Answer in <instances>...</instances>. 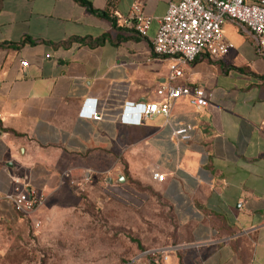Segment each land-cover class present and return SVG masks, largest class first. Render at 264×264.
Here are the masks:
<instances>
[{
	"label": "crops",
	"instance_id": "obj_1",
	"mask_svg": "<svg viewBox=\"0 0 264 264\" xmlns=\"http://www.w3.org/2000/svg\"><path fill=\"white\" fill-rule=\"evenodd\" d=\"M86 1L97 14L76 0H0V242L41 210L16 211V178L50 208L85 185L128 198L151 190L179 226L186 264H264V58L252 39L227 21L230 54L184 67L174 85L204 88L207 108L182 98L169 117L124 125L128 104L163 103L173 62L152 40L170 0ZM137 2L153 20L147 38L126 24ZM94 102L100 121L86 116ZM186 125L190 143L174 136Z\"/></svg>",
	"mask_w": 264,
	"mask_h": 264
},
{
	"label": "rangeland",
	"instance_id": "obj_2",
	"mask_svg": "<svg viewBox=\"0 0 264 264\" xmlns=\"http://www.w3.org/2000/svg\"><path fill=\"white\" fill-rule=\"evenodd\" d=\"M138 194L112 196L81 186L55 207L44 205L32 219L8 228L0 264L189 262L170 209L151 190Z\"/></svg>",
	"mask_w": 264,
	"mask_h": 264
},
{
	"label": "built area",
	"instance_id": "obj_3",
	"mask_svg": "<svg viewBox=\"0 0 264 264\" xmlns=\"http://www.w3.org/2000/svg\"><path fill=\"white\" fill-rule=\"evenodd\" d=\"M152 18L145 13L142 3L131 6L127 26L141 38H147L152 25ZM236 23L243 33L248 35L260 57L264 58V0H170L168 11L160 20L155 38L152 40L153 53L162 59L173 62L170 66L169 82L158 92L163 100L161 104H128L123 110L121 123L130 126H141L155 116L169 117L175 103L187 98L189 104L202 110L209 106L211 94L202 87H182L174 83L183 77L184 67L193 64L198 58L208 56L220 60L230 54L234 46L224 40L225 22ZM27 68L26 62L21 63ZM89 102L82 106L80 115L85 116ZM87 119L100 121L98 102L92 103ZM177 140L190 143L194 138V127L186 125L174 131ZM154 179L163 182L165 177L154 174ZM18 194L8 196L19 214L29 215L45 205V197L31 194L22 189V182L13 179Z\"/></svg>",
	"mask_w": 264,
	"mask_h": 264
},
{
	"label": "trees",
	"instance_id": "obj_4",
	"mask_svg": "<svg viewBox=\"0 0 264 264\" xmlns=\"http://www.w3.org/2000/svg\"><path fill=\"white\" fill-rule=\"evenodd\" d=\"M76 1H77L79 4H81L82 6H85V7L89 8V10H90L92 13L97 14V12H95V11L93 10L91 4H89L86 0H76ZM99 15H100V14H99ZM105 39H106V37L103 38L102 40L96 42L95 45H93V46H98V45L102 44V43L105 41ZM25 42H26V41H25ZM25 42H23V43H25ZM239 71H243V70L240 69ZM263 79H264V78H263Z\"/></svg>",
	"mask_w": 264,
	"mask_h": 264
},
{
	"label": "water",
	"instance_id": "obj_5",
	"mask_svg": "<svg viewBox=\"0 0 264 264\" xmlns=\"http://www.w3.org/2000/svg\"><path fill=\"white\" fill-rule=\"evenodd\" d=\"M120 182L121 183H124L125 182V179L122 176L120 177ZM109 183L111 184L112 183V180H109Z\"/></svg>",
	"mask_w": 264,
	"mask_h": 264
}]
</instances>
